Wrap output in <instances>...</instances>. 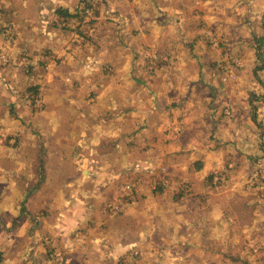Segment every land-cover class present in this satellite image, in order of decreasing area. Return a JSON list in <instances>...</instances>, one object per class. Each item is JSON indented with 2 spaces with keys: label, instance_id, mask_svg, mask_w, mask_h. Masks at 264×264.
I'll return each instance as SVG.
<instances>
[{
  "label": "rangeland",
  "instance_id": "374dc122",
  "mask_svg": "<svg viewBox=\"0 0 264 264\" xmlns=\"http://www.w3.org/2000/svg\"><path fill=\"white\" fill-rule=\"evenodd\" d=\"M90 2L80 5V1L72 14L74 22L64 24L54 17L47 20V27L59 32L58 39L74 34L72 40L63 41L72 47L65 49L63 58L74 60L80 53L81 60L88 46L101 54L102 35L109 46L115 42L117 49L105 57L93 82H80L77 74L70 72L65 75L66 83L62 79L44 87L55 95L63 92L66 98L74 95L65 99L59 113L60 128L49 131L48 136L70 143L62 165L73 179L60 183L66 188L72 182V190L67 188L59 212L63 208L66 215L79 217L82 225L61 239L37 232H32V239L54 255L55 264H264V0ZM27 21L36 25L34 19ZM39 26L45 27L42 22ZM3 28L0 40L6 33ZM154 29L164 34L161 47L166 52L159 51ZM174 38L180 45L178 57L193 64L183 65L182 71L194 77L198 74L208 93L197 86L192 87L193 99L180 97L186 87L181 74L176 77L178 91L162 96L175 67L169 66L166 72L162 67L168 62L166 55L171 58L175 52ZM5 42L9 50L16 45L13 39ZM52 49L45 46L38 61L47 73H52L48 65L60 63ZM18 54L17 69H34V63H28L30 58L20 50ZM0 59L5 63L10 54L2 52ZM110 60L116 61L115 65ZM63 66L71 69L66 63ZM72 69L77 67L72 65ZM4 85L3 81L0 88ZM13 86L3 92L7 99L15 98L12 102L16 100L18 108L15 112V103L7 104L11 108L8 119L34 125L47 108L45 95L40 94L42 84H27L23 91H19L20 83ZM82 92L85 94L80 95ZM126 97L130 98L128 105ZM199 99L205 104L197 102ZM162 101V109L182 102L177 108L181 113L188 111L183 104L198 103L204 109L193 108V124H187L185 130L182 122L175 131L169 125L154 132L155 143L145 145L152 133L148 135L141 124L155 118L151 116L157 115L155 108ZM122 127L126 136L119 131ZM91 134L98 135L96 140H89ZM80 138L85 140L80 143ZM160 141L163 143L158 146ZM44 150L35 155L41 171L46 151L51 156L56 146ZM148 153L161 158L167 155L173 162L150 166L144 161ZM70 154L78 165L68 160ZM84 170L92 177L85 178ZM3 191L0 187V201L6 196ZM95 193L99 201L92 203ZM42 198L46 201L49 195ZM89 201L95 211H78L82 204V208L92 206ZM45 216L42 211L32 215L40 225ZM61 250L73 257L69 254L67 260Z\"/></svg>",
  "mask_w": 264,
  "mask_h": 264
},
{
  "label": "crops",
  "instance_id": "0c3cea01",
  "mask_svg": "<svg viewBox=\"0 0 264 264\" xmlns=\"http://www.w3.org/2000/svg\"><path fill=\"white\" fill-rule=\"evenodd\" d=\"M1 1L0 29L4 27L3 29L4 31H6V33L2 35V38L0 40V54L2 52L10 54V60L2 63V60L0 59V84L3 81L7 84L6 86L4 85L0 88V187H3V193H6L4 200L0 201V214H2V219H0V259L2 258V262H0V264H55L54 255H49L46 251H43L37 245V242H34L31 236H33L32 232H34V234L37 232L39 236H41L42 234L52 233L50 235L56 236L61 239L65 235L70 234L73 229H79L82 225L79 222V217L69 216L70 214L66 215L62 211L63 208L59 212L60 205L63 206L65 197L67 196V188L70 187L69 191L72 190V182L69 183L68 187L66 188H63L60 183L66 182V180L68 181L73 179L70 171L66 170V167L62 165L64 164L67 154L69 153L67 152L66 147L70 143L61 140L59 137L49 138L48 136L49 131L55 130L57 129V127L60 128L58 126L59 113L63 111V105L64 103H66L65 99L67 100L74 95L72 93L68 94V97L66 98L63 92H58L55 95L54 92H49L47 91V87L45 89L44 87L46 83H54L56 81L62 82V79L63 82L66 83V76H69L68 74L70 72L77 74V79L80 82H93L94 80H96V70L99 66L101 67L103 61L106 60L105 57L107 55L113 54L117 49L114 48L116 47V43L114 42V44H112L113 46H109V43L104 41L106 35H102L103 41L100 42L102 47V49H100V51L102 52L101 54H97L96 49L88 46V52H85L87 54L86 56L83 55V58L81 60L80 53L75 54L74 60H69L68 57L63 58L65 49L72 48L69 47L70 43L67 46L63 43V41L72 40L74 34H72L71 36L69 35L68 37L65 36V38L63 39H58L56 35L59 32L55 30H53L52 32L50 30L51 28L47 27V20L54 17L62 21L64 24H67L68 22H74L76 21V19L72 20V18H76L72 16V14L75 13L74 9H78L79 6L83 4L91 5L92 3L90 2V0H78V3L77 0ZM80 1L82 4H80ZM172 4L174 3L172 2ZM135 7L136 6L133 3V8ZM28 18H30V21L34 19L36 25L30 24V22L27 21ZM7 20H10L12 22L6 23ZM41 22L45 27L39 26ZM7 30H10L12 34L11 37H9V31ZM153 31L156 35V38L159 39L157 41L160 48L159 51L165 50L164 52H166V48L164 46L163 48L161 47V35L164 34L160 33V30L157 29H154ZM17 35L19 37H16ZM8 38L13 39L14 42H16V45L14 43L11 46L10 50L8 49V45L5 42V40H7ZM176 42L179 41L174 38V40H172V44L175 48V52L171 53V58L170 56L168 57L166 55V58H168V62L163 63V60L161 61V64L163 63L162 67L164 72H166L165 70H167L169 66H179V68L177 69H174V67L173 70H170V86L167 87L162 96L164 95V93L171 94V92L175 93L178 91L175 85L177 82L176 77H181V74V79L183 83L186 84V87L184 86L182 88L183 91L181 92L180 97H185V99L189 100L193 99V95L195 96V94H193L192 92V90H194L192 87L197 86L199 87L200 92L204 91L205 93H208V87L204 85L205 82L201 80L198 74L194 77L193 75H188L182 71L183 65L189 64V66L191 67L193 64H191L192 62H190L189 60L187 61V59L185 58L178 57L180 56L177 55V52L180 51V45H178ZM42 45L44 46L41 48ZM45 46L54 48L52 49V51H56L57 53L56 60H60L59 64L53 62L51 63V67H49L48 65L47 68H49L52 73L45 72L44 66H41L38 62L41 58V50L45 48ZM82 48L84 47L82 46L81 49ZM170 48L173 50L172 46H170ZM77 49H79V47H77ZM183 49L185 50V48ZM19 50L21 51V53H24L26 57L30 58L28 60V63H34V69L31 70L30 68V70H27L25 72L23 68L21 69L22 71L20 69H17V58L19 56ZM21 55L22 54H20V56ZM166 58H164L165 61ZM176 58L178 60H176ZM45 59L47 61V58ZM7 62H9V64L4 65L7 64ZM115 62L116 61L114 60H110V63H113V65H115ZM63 63H66L71 69L64 68ZM72 65L76 66L77 69H72ZM29 72L31 74H28ZM164 72H161V74H163ZM57 75H60L61 77L58 78ZM81 76H84L83 80L80 79ZM9 82L12 85L11 87ZM19 83L22 85L19 87V91H23L24 89L22 87L26 86L27 84H42V87L40 88V94H42V97H44L45 95L44 98L46 100L45 104L47 105V108L44 112L38 115L37 120L34 122V125L32 124V126L23 124L17 118L15 119L13 117H10V119H8L7 117L8 110L11 111V108L8 107L7 104L11 105L12 100L15 98L11 97L10 94L9 97H11V99H7L6 93L3 92L6 91L5 87H7L8 89L14 88L13 85H18ZM50 86L54 87L55 84H50ZM34 89L35 91H38L39 87L36 86V88ZM83 93L84 92H82L80 95H83ZM162 96H158V98L160 99L162 98ZM172 96L175 95L172 94ZM127 98L128 97L125 98V105H128V102H130V98ZM197 102L205 104L202 103L200 99L199 101L197 100ZM12 103H15V112L18 111L16 100ZM181 103L182 102L176 104L177 106L170 105L168 109H162V106L165 104L164 101H162L161 104L155 108L158 112L157 115L151 116L155 118H151L153 120L149 118L147 124H141L143 129L148 132V135L152 133V138H149V142H146L145 145H151L152 142L155 143L157 140L154 138V132L159 133L160 131L167 129L169 125V129L171 130V125H173L172 131H175L178 123L181 124L182 122L184 123L183 130H185L187 128V124H193V115L192 117H190L193 108L199 107L196 109H200V111L204 109L202 106H198V103H196V105L193 104L190 107L184 106L185 104H183V108H187L188 111L181 113L177 111V108H179L178 106H180ZM206 105H208V102H206ZM125 111H128V106ZM120 113H122V111H120ZM168 115L171 116L170 119H167ZM173 115L175 116V118ZM28 118L29 116L27 115L25 119ZM6 119H8L9 122H6ZM150 121L151 124H149ZM125 126L127 127L126 124ZM119 131L121 135L125 136L128 133L126 132L127 130H124V127H122ZM97 137L98 135L91 134L89 140H96ZM84 140L85 139L80 138L78 142L82 143ZM162 143L163 142L160 141L157 145L159 146ZM54 146H56V150L54 151L55 154L49 156L46 151L47 157L46 161L44 160V169L43 171H41L38 167L39 164L37 162V156H35L37 151L44 150V148L51 149ZM161 146L165 147V145ZM157 155L158 156H152L148 153L144 161L150 166L153 165V162H155V164H161L165 161H168L170 163L173 162V159L167 155H163L162 158L161 156H159L160 154ZM71 159L75 163L74 165H78L77 158L72 157L70 154L68 156V160ZM111 160L112 159H109V161ZM83 173L85 175V178L92 177L91 173L87 172L86 170H84ZM33 182H35L36 184L32 186ZM73 193L69 195H73ZM96 193L93 194L95 198L92 203H95V201H99H97V197L100 196H98ZM44 195H49V198L46 201H44L42 198ZM89 203H91V201H89ZM85 205L88 206L90 204ZM81 206L83 207V204ZM82 207H80L78 211L85 212L87 210H96L93 204L89 207ZM153 207L154 209H159L157 205H154ZM22 210H26L30 213L28 214V212H25V216L24 214H22V212H24ZM36 211H42V214L46 215L42 218V221H40L41 225L37 222L34 223L35 219H33L32 215H35ZM50 211L51 213L49 214ZM16 212L20 213L18 214ZM109 219L110 217L108 218V220ZM105 223L106 222H104V224H100V227L103 228ZM27 227L30 228L28 231L26 230ZM23 232H27L28 235L25 234L23 236H20V234H23ZM102 237L103 239L106 238L104 235ZM176 241L179 242V238H177ZM180 242H182V240H180ZM189 242H191V240H189ZM189 242H187L186 245H189ZM61 251L63 254L65 253V250ZM69 254L70 252H68L67 254L65 253L67 260ZM70 256L73 257V254H70Z\"/></svg>",
  "mask_w": 264,
  "mask_h": 264
},
{
  "label": "trees",
  "instance_id": "16d2710c",
  "mask_svg": "<svg viewBox=\"0 0 264 264\" xmlns=\"http://www.w3.org/2000/svg\"><path fill=\"white\" fill-rule=\"evenodd\" d=\"M5 83V82H4Z\"/></svg>",
  "mask_w": 264,
  "mask_h": 264
}]
</instances>
